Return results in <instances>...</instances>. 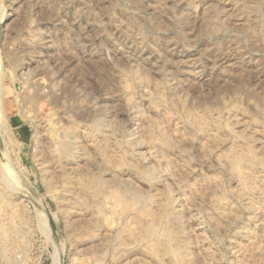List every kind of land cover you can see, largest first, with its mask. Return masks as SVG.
Here are the masks:
<instances>
[{
	"label": "rangeland",
	"instance_id": "rangeland-1",
	"mask_svg": "<svg viewBox=\"0 0 264 264\" xmlns=\"http://www.w3.org/2000/svg\"><path fill=\"white\" fill-rule=\"evenodd\" d=\"M0 229V264H264V0H0Z\"/></svg>",
	"mask_w": 264,
	"mask_h": 264
},
{
	"label": "bare ground",
	"instance_id": "bare-ground-1",
	"mask_svg": "<svg viewBox=\"0 0 264 264\" xmlns=\"http://www.w3.org/2000/svg\"><path fill=\"white\" fill-rule=\"evenodd\" d=\"M132 74V73H131ZM232 114V113H231ZM236 119V118H235ZM173 120V119H172ZM233 120V119H232ZM157 125V124H156ZM101 130V129H100ZM113 130V129H112ZM111 131V130H110ZM109 132V131H108ZM161 133V132H160ZM65 135V134H64ZM110 135V134H109ZM163 135H164V133H163ZM60 136H61V134H60ZM66 136V135H65ZM167 135H165V137H166ZM64 137V136H63ZM63 139V138H62ZM63 140H65V139H63ZM63 140H62V142H60V145L62 146V148H63V146L66 144H64L63 143ZM109 140V139H108ZM163 140H165L166 142H169V140L167 139V138H164ZM67 141V140H66ZM94 141H96V140H94ZM109 141H111V140H109ZM162 141V140H161ZM65 142V141H64ZM99 142V141H98ZM115 142V141H114ZM165 142V143H166ZM95 145H96V143H94ZM106 145L108 144V143H105ZM104 143L103 144H100V143H98L97 145L99 146V145H105ZM109 144H110V142H109ZM94 145V146H95ZM67 146V145H66ZM98 146H96V147H98ZM179 146H181V145H179ZM101 147V146H100ZM100 147H98V148H100ZM68 148V147H67ZM67 148H63V150H62V152L64 153V156L66 157V158H70V156H71V152L67 149ZM133 157V156H132ZM236 159H238V160H241L242 158H241V156L240 155H238L237 156V158ZM233 171V170H232ZM231 171V172H232ZM229 173H230V170H229ZM233 173V172H232ZM236 174H237V172H236ZM134 191V190H133ZM134 198H136V197H134ZM16 204V203H15ZM159 207V206H158ZM165 208V207H164ZM162 211V210H161ZM165 212V211H164ZM176 221V220H175ZM4 227V226H3ZM16 227V226H15ZM5 228V227H4ZM74 228V227H73ZM13 229V228H12ZM1 231H3V233H2V235H3V237H5V236H7L8 235V232L6 231L7 229H0ZM15 230V229H14ZM2 237V236H1ZM181 237V236H180ZM2 241H4V240H2ZM183 241V240H182ZM12 243V242H11ZM6 246V245H5ZM9 247V246H8ZM184 247V246H183ZM154 248V247H153ZM4 250H6L5 249V247H4ZM156 250V249H155ZM158 250V249H157ZM156 254H158V253H156ZM3 258V257H2ZM7 258V257H6ZM8 260V259H7ZM7 262V261H6ZM10 264V263H9Z\"/></svg>",
	"mask_w": 264,
	"mask_h": 264
}]
</instances>
